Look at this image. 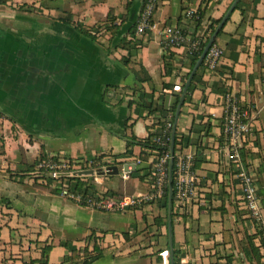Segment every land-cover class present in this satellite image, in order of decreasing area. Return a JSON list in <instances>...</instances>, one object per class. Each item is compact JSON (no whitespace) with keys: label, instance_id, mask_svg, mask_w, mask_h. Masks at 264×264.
I'll list each match as a JSON object with an SVG mask.
<instances>
[{"label":"crops","instance_id":"crops-1","mask_svg":"<svg viewBox=\"0 0 264 264\" xmlns=\"http://www.w3.org/2000/svg\"><path fill=\"white\" fill-rule=\"evenodd\" d=\"M127 2L6 0L0 5V50L6 57L27 54L37 59L49 57L55 63L51 77H41L38 82L19 77L12 84L5 75L0 81V264H30L31 260L41 264L42 259L48 264H82L85 249L94 246L87 237L94 234L95 239L104 233L98 244L104 254L91 264H169L166 227L155 223L157 216L165 215L159 200L132 209L141 215L136 224L122 216L124 226L117 230L113 213L79 205L23 175L40 155L57 153L49 147L60 137L81 136L97 128L121 135L126 125L128 133L134 132L142 119L144 134L135 135L153 140L161 122L169 118V109L180 92L178 86L183 85L188 72L187 52L184 47L176 50L172 71L167 74L162 30L177 23L192 33L194 22L187 11L198 10L202 0H160L153 28L138 34L135 27L142 45L132 49L131 56L126 46L109 48L110 18L119 23L127 13ZM231 2L212 0L197 34L207 35L212 20L221 18ZM140 5L141 0H134L133 23ZM242 7L244 13L234 10L217 36L223 55L216 70L201 74L177 123L178 153L202 159L194 169V195L182 202L176 200L173 210L179 264H225L226 259L232 264H264L259 228L242 201L241 168L232 158L223 130L225 96L231 94L251 113L252 131L243 140L242 149L246 171L256 177L264 209V0H243ZM78 24L94 29L96 40L82 35ZM126 57L128 64L123 62ZM9 65L12 63L3 61L6 69ZM60 65L64 66L62 73ZM112 86L117 89L105 91ZM43 87L46 98L38 103L35 94ZM132 88L137 91L133 98L145 94L143 102L150 107L133 109L127 106L128 99L120 102L121 93ZM122 147L94 155L127 157L125 139ZM150 156L145 147L132 148L131 157L141 158L144 167ZM135 179L144 190L134 188ZM127 182L134 188L132 194L150 190L147 177ZM113 183L108 188L117 191L120 184ZM45 245L52 247L43 257Z\"/></svg>","mask_w":264,"mask_h":264},{"label":"built area","instance_id":"built-area-1","mask_svg":"<svg viewBox=\"0 0 264 264\" xmlns=\"http://www.w3.org/2000/svg\"><path fill=\"white\" fill-rule=\"evenodd\" d=\"M159 2L160 0H146L141 13L139 10L136 25L138 34L146 33L153 28V16ZM196 13L197 10H189L187 16L198 17L195 15ZM201 38V34L194 35L177 23L168 24L162 30V42L177 48L184 47L187 53L198 49ZM222 55L223 49L217 44H213L204 59V72H214ZM182 86H178L180 91ZM172 118L173 114L170 111L169 118L165 121V125L160 128L158 135L152 140L153 142L162 146H170L174 124ZM223 130L231 148L232 158L241 168L239 184L242 201L254 223L262 232L264 239V209L258 194L256 177L246 171L241 157L243 140L252 131V117L249 109L231 94L225 96ZM145 148L150 150L152 155L149 157L151 161L146 167L142 165L141 158H133L131 154L124 158L113 154H96L79 160L64 153H49L36 160L34 170L38 173L48 174L52 179L53 187H58L61 180L67 181L61 188L59 195L79 205L107 213H125L146 204L157 202L162 199L166 189H168L170 150L161 152L158 149ZM126 165L127 168H125ZM194 166L195 158L192 154H177L175 175L177 201L187 200L195 193ZM113 167L117 168V174L113 173ZM85 170H92V173H79V171ZM137 171L149 178V192L122 197H114L107 193L111 190L108 188V184L112 183L116 177L125 181L138 178L133 177ZM78 179L84 183L81 190L74 187V183ZM68 181L73 183L70 184ZM87 185L88 187H86Z\"/></svg>","mask_w":264,"mask_h":264},{"label":"trees","instance_id":"trees-1","mask_svg":"<svg viewBox=\"0 0 264 264\" xmlns=\"http://www.w3.org/2000/svg\"><path fill=\"white\" fill-rule=\"evenodd\" d=\"M127 13L120 18V22L116 23V18H110L111 20V25L109 26V31H110V38H109V48L111 49H115L118 47H127L128 50V54L129 56H131L133 54V50L139 46L142 45V42L137 39L136 35H135V27L137 25V20L132 24L131 27H129L128 29H124L125 24L128 22L129 20V16H130V12H131V8L134 4V0H127ZM234 0H232L233 2ZM256 2L258 0H255ZM6 2V0H0V5L4 4ZM212 2V0H202V3L200 4L197 13L195 15H197L198 17H193V22H194V31L192 33H194V35L197 34V30L201 27L202 21L205 18L209 5ZM232 2L229 4L228 8L230 7V5L232 4ZM146 3V0H141V5H140V13L142 12L144 5ZM243 0H240L239 3L236 5L235 10H241L244 13V9H243ZM227 8V9H228ZM224 16V15H223ZM223 16L219 19H215L212 20V23L209 27V32L207 35H205L204 37L201 38V43L200 46L198 47V49H195L192 52H188L187 55V65H188V72L185 75V80H184V84L182 86V90L185 86V82L188 79L193 67L195 66L197 60L199 59L205 45L207 44L210 36L214 33L217 25L220 23V21L222 20ZM245 19V18H244ZM66 23H69L68 20H64ZM153 23V21H152ZM224 28V27H223ZM223 28L219 31L218 36L223 32ZM77 29L80 31V33L86 37H89L92 40H96L97 35H96V31L94 29H84L83 27H81L79 24L77 25ZM123 30V31H122ZM163 44V48H164V55H163V60H164V68L167 74H169L172 71V65H173V60L177 57V53L176 50L178 49L177 47H173L171 45H167L165 42H162ZM214 44H217V38L214 42ZM136 51V50H135ZM123 62L125 64L129 63V58H123ZM204 69H205V63L203 61V63L201 64V66L199 67L197 73L195 74L189 88L187 91V94L185 96V101L182 105V108L184 107L185 103L189 100L192 99V94L195 91L198 83L201 81V74L204 73ZM166 86H170L169 84H166ZM112 89H107L105 90L106 92H108V90H114L117 89V87L112 86ZM133 89V88H132ZM130 91H126V93H121V95L119 96L120 102L124 101L125 99H128L127 101V106L129 108H133V109H137V108H148L150 106H147L143 100L145 97V94H140L138 98H133L135 95V93L137 92L135 89ZM182 90L177 93L174 103L170 109V111L173 114V118L172 121L174 122V116H175V111L182 93ZM105 92V94H106ZM135 92V93H134ZM131 95V96H129ZM109 96V95H107ZM129 96V97H127ZM152 97V96H151ZM165 105V104H164ZM163 105V110L168 111L165 109V106ZM181 108V111H182ZM169 111V112H170ZM181 113V112H180ZM164 121V120H163ZM161 122V127H163L165 125V121ZM121 136H123V138L126 140L127 142V149L124 153V156L126 155H130L132 154V148L136 145L138 146H142V147H149V148H153V149H158L159 151H164V150H169V146H162L159 145L155 142H153L151 140L150 137H148L147 139H139L135 133L132 131L130 133H128L127 131V125H126V132L124 134H121ZM180 140H179V136L176 133V137H175V157H174V163H173V210L176 204V183H175V175H176V165H177V154L178 151L180 149ZM2 146V143L0 142V147ZM58 154V153H57ZM104 155V154H102ZM46 156V154H42L40 155V157H44ZM241 157H242V162L245 166V161H246V154L245 151L242 149L241 150ZM202 161V159H196L195 160V166L194 169L198 168L200 165V162ZM36 162V161H35ZM35 168V163L29 167L28 169H26L23 172V175L28 176L34 184L45 187L47 189H49L51 192L59 194L61 188L64 186V184L67 182L65 180H61L59 182L58 187H53L52 184V179L51 177H49L48 174L46 173H38L34 170ZM133 177H138L141 180H144L146 177L144 174H141L139 171H137V173H135L133 175ZM122 182L120 183L119 189L117 191L114 190H110L107 193H109L111 196L114 197H122L124 195H130L134 192V188L131 186L130 182H127L125 180H121ZM70 184L73 183L71 181H68ZM74 187L77 189H82L84 187V183L81 182L79 179L77 180L76 183H74ZM88 187V185L86 186ZM74 189V188H73ZM260 197V196H259ZM261 199V197H260ZM160 204V208H162L165 211V215L164 217L162 216H157L155 218V223L157 225H164L166 227L167 230V235H168V239H169V234H168V189H166L162 199H160L159 201ZM262 203V202H261ZM87 207V206H86ZM263 207V205H262ZM173 215V213H172ZM259 235L261 238V242L259 244V247L261 249L264 250V239L262 237V232L259 230ZM105 234H101L100 236L96 237L94 239V234H91L90 236L87 237L88 240L93 241L94 246L92 247V249H88V247L85 249L83 255H84V259L82 260V264H91L94 260L100 258L104 253H103V249L99 247V243L103 240V237L105 236ZM126 236H128L126 234ZM100 241V242H99ZM173 245H174V259H175V264H179L180 262V256H181V251L180 249L177 247L176 242L174 240V234H173ZM52 246L51 245H45L44 247H42V252H43V257L46 256V254L49 252L50 248ZM168 247H169V240H168ZM75 251V249L73 250ZM263 257H264V253H263ZM30 264H36L35 260H31ZM41 264H48L45 260L42 259ZM169 264H171V260L169 261ZM211 264H220L219 261L215 262V263H211ZM225 264H232L231 260L226 259V263Z\"/></svg>","mask_w":264,"mask_h":264},{"label":"water","instance_id":"water-1","mask_svg":"<svg viewBox=\"0 0 264 264\" xmlns=\"http://www.w3.org/2000/svg\"><path fill=\"white\" fill-rule=\"evenodd\" d=\"M240 0H234L226 13L224 14L222 20L217 25L214 33L210 36L207 44L205 45L199 59L197 60L195 66L193 67L188 79L185 82V86L182 90L176 111L174 116V124L171 132V140H170V159H169V174H168V234H169V248H170V260L171 264H175L174 259V245H173V163H174V157H175V137L177 133V123L180 116L182 105L185 101V96L187 94L188 88L197 73L199 67L203 63L206 54L208 53L210 47L214 44L219 31L223 28L224 24L232 14V12L235 10L236 5L239 3ZM136 9H133L132 14L130 16V19L128 23L125 25L124 29H128L132 23L133 19L135 17ZM122 30V31H123ZM45 57L42 59H37L28 56L27 54H24L23 56H17L16 54L12 57H6V54H4L3 51L0 50V81L3 79V75L8 76L11 80L10 82L16 83V81H19V77L21 79L26 80L29 79V81L34 82V79L36 82H38V79H41V77H51L52 67L55 65V63L51 62V58L47 57L45 60ZM48 59V60H47ZM12 63V65H9V69H6L3 66V61ZM56 71V69L54 70ZM59 73H62L64 71V66L60 65V69H58ZM61 71V72H60ZM45 88L43 87L42 90H39L35 96L38 98V103H42L43 99L46 98V95L43 94L45 92ZM33 93V91H32ZM33 99V96L31 97ZM127 168V165L125 166ZM79 173H92V170H85V171H79ZM113 173L117 174L118 170L116 167H113Z\"/></svg>","mask_w":264,"mask_h":264},{"label":"rangeland","instance_id":"rangeland-1","mask_svg":"<svg viewBox=\"0 0 264 264\" xmlns=\"http://www.w3.org/2000/svg\"><path fill=\"white\" fill-rule=\"evenodd\" d=\"M144 123L143 120H139L134 128V132L137 135L144 134ZM108 133L102 130L101 128L90 129L83 133V135H75L73 137H60L57 141H55L54 147H49L50 149L57 150V153H64L69 156L79 158V157H89L93 156L95 152L100 150H110L113 148L114 150L122 149L124 146V138L123 136L112 132L109 128H107ZM138 146V145H136ZM122 147V148H121ZM139 181V180H138ZM137 179L133 182L134 188L137 190H144L142 185H139ZM122 181L118 177L114 179L113 185H118ZM112 214V213H110ZM127 217L130 219V222L136 224L137 217L139 219L140 212H136V215L132 213V210L128 214H120L113 213L111 219L114 221V228L119 230L123 228L125 219L123 217ZM141 229V225L138 226ZM121 230V229H120ZM129 231V230H128Z\"/></svg>","mask_w":264,"mask_h":264}]
</instances>
